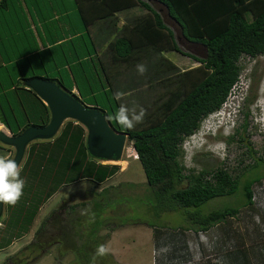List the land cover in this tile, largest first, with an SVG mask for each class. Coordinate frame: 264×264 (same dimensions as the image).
I'll return each instance as SVG.
<instances>
[{"label":"trees","instance_id":"obj_1","mask_svg":"<svg viewBox=\"0 0 264 264\" xmlns=\"http://www.w3.org/2000/svg\"><path fill=\"white\" fill-rule=\"evenodd\" d=\"M73 2L86 29L97 20L112 18L115 12L122 9L140 6L145 10L133 22L124 24L120 35L109 42V65L131 67L145 56H151V52L161 53L165 50L178 51L198 62L189 70L174 71L173 78L165 76V85L171 86L167 87L168 97L157 106L159 112L152 116L151 112L146 115L144 120L147 122L142 127L127 130L115 120H108L114 130L128 134V140L144 171L146 183L153 192L156 206L162 211L179 210L189 223L187 228L199 230L224 223L239 212L238 206L228 204L204 212L203 204L215 197L231 196L241 188L245 198L243 205L251 208L253 185L260 180L247 178L241 183L237 175L222 168H202L195 173L194 169L181 163L180 156L184 140L195 134L202 120L218 111L226 101L238 81L242 69L241 57L253 58L264 53V0ZM5 3L7 0H0V5L5 6ZM164 14L170 18V23ZM177 39L189 50L193 46L201 56L189 50L183 51ZM79 40H84L86 44L77 47L76 42ZM69 43L73 46V55L64 53L65 59L61 64L54 56L50 65L42 57L45 53L39 54L43 75L36 73L34 63L29 59L26 60L28 68L19 60L6 61L0 65V123L12 135L19 134L30 125L44 126L50 117L43 101L25 87L26 79L39 76L56 81L64 87L60 75L51 77L50 74L52 70H59L57 63L67 65L69 69H73V62L79 63L83 70L89 62L94 63L96 46L87 31L71 38ZM64 45L61 43L57 47L64 48ZM57 47L54 45V49ZM161 63L164 67L157 69V72L172 71L175 67L164 58ZM106 66H102V69L107 74L109 88L101 84L102 91L97 90L99 87L94 76L85 73L77 76L79 79L74 77L78 82V94H73L80 101L90 96L91 102L88 104L100 109L107 118L115 113L120 102L113 97L116 92L113 73ZM151 79L150 76L146 81ZM164 92L166 89L161 94ZM85 138V128L75 121L67 120L55 138L36 140L29 144L21 172V177L26 181L23 195L15 206L5 204L8 215L6 228L9 227L11 231L20 229L17 233L10 232L11 236L19 237V234L29 230L41 204L64 181L66 184L89 179L101 183L119 170L117 165L103 164L91 157L86 150ZM112 188L105 187L99 194H93L96 197L92 195L88 200L69 203L63 212L55 209L50 218L47 215L43 219L34 239L8 257L7 261L26 262L47 240L57 247L59 254L75 253L69 264H90L96 246L106 244L110 238V235L101 234L100 231L107 225L102 222L103 215L107 213V205L118 198V195L115 198L111 196ZM100 194L102 198L98 197ZM125 224H117V227ZM148 226L154 227L155 235L159 231L155 225ZM109 229L112 231L116 228L114 226ZM221 260V264H250V255L249 251L234 247L221 256ZM259 262L264 264V256L259 258ZM96 264L120 263L109 252L97 258Z\"/></svg>","mask_w":264,"mask_h":264},{"label":"rangeland","instance_id":"obj_2","mask_svg":"<svg viewBox=\"0 0 264 264\" xmlns=\"http://www.w3.org/2000/svg\"><path fill=\"white\" fill-rule=\"evenodd\" d=\"M69 10L73 13L75 7ZM127 11L129 10L124 12ZM73 15L77 16V13ZM164 17L168 23L171 22L167 14H164ZM75 20L77 23L80 22L78 19ZM169 25L173 27L172 24ZM93 30L95 37L96 31L94 28ZM110 31H113L112 26ZM114 35L112 32L111 37ZM107 36L106 32L101 39L98 37L96 44L98 56L93 58L94 63H89L87 73L94 76L99 87L97 90L102 91L101 84L104 88H109L107 74L102 66H109L108 71L113 73L115 91L119 90L126 94L123 102L130 107L133 103L142 106L146 109V115L151 112L150 116H152L159 112L157 106L168 97L167 87L171 88V86L165 85V76L173 78L174 71L189 70L198 65V62L191 57L175 50L151 52V56H145L131 67L109 65L107 45H102ZM177 42L183 51L189 50L180 43L179 39ZM189 52L201 56L193 46ZM163 58L175 65L172 71L157 72V69L164 67L161 63ZM64 59L65 57L58 63L61 64ZM58 63L59 70H54V75L51 74V77L60 75L64 87L69 90L73 87L77 89L78 82L70 74L67 65L62 66ZM141 63L147 67L143 75L136 70V65ZM240 63L242 69L238 81L232 87L226 101L218 111L202 120L195 134L184 140L180 161L187 168L194 169L195 173L202 168H222L232 175H237L241 183L247 178L260 180L253 185L251 208L243 205L245 198L240 188L236 194L215 197L202 206L204 212L224 204L238 206L239 212L236 216L229 217L224 223L215 224L207 230L187 228L189 223L179 210L162 211L156 206L153 192L146 183L136 152L127 139L120 160H99L103 164L117 165L119 170L114 175L101 183L89 179L66 184L64 181L55 194L41 204L28 232L19 234V237L11 236L10 232L17 233L20 229L11 231L9 227L6 228L7 222L4 216L8 218V215L3 212L0 218V221L4 220L0 223V264H7L8 257L34 239L37 228L47 215L50 218L57 207H60L58 209L61 212L66 209V201L62 202L63 197L67 198L68 204L77 203L88 200L93 194L97 195L103 188L110 186L113 187L110 189L111 196L115 198L118 195V198L111 200V204L107 205V213L102 219L107 225L100 233L110 235L108 247L114 253V257L124 264H221V256L234 247L249 251L250 264H260L259 258L264 256V154L261 150L264 140V104L260 97L264 56L258 55L253 58L242 56ZM35 71L39 74L44 73L41 68H36ZM150 76L152 79L146 81ZM164 89L166 92L161 94ZM82 101L89 105L90 96L84 97ZM145 122L147 121L143 120L135 128L142 127ZM244 124L245 128H243ZM5 127L2 128L0 125V129L8 132ZM61 127L53 138L59 134ZM28 146L20 163L22 166ZM248 146L252 151H249ZM5 148L12 157L13 147L5 146ZM98 197L102 198V194ZM77 213L80 214L81 211ZM124 223H126L124 226L117 227V224ZM148 224L155 225L159 229L156 235L154 227ZM114 226L116 229L111 231L109 228ZM49 243L47 240L44 241L43 246L28 257L27 261L25 260L26 264H69V261L75 257V253L59 254L57 247Z\"/></svg>","mask_w":264,"mask_h":264},{"label":"crops","instance_id":"obj_3","mask_svg":"<svg viewBox=\"0 0 264 264\" xmlns=\"http://www.w3.org/2000/svg\"><path fill=\"white\" fill-rule=\"evenodd\" d=\"M73 7H75L77 16L73 15L75 12L72 13L69 10L70 8L73 9ZM126 10L129 11L124 12ZM144 12L145 10L140 6L122 9L115 12L112 18L97 20L92 25H88L86 29L82 24L83 21L78 14L77 6L74 4L73 0H7L5 6L0 5V65L4 64L6 61L19 60L24 64L22 65L25 68H28L26 60L29 59L34 63L35 68L40 69L39 54L42 53H45V56L42 54L44 60L52 65L54 56L57 60H62L64 53L68 56L73 55V46H71L69 40L80 35L82 32L85 33V31L93 38L95 46L98 37L101 39L103 34L107 32L108 38L106 37L107 39L103 40L102 45L106 44L108 46L110 41L120 35L124 24L133 22L136 17ZM75 19H78L80 22L77 23ZM111 26L113 27V31L109 32ZM93 28L96 31L95 37ZM115 31L116 34L114 35ZM112 32L114 37H111ZM61 43L65 44L64 48L57 47ZM85 44L86 42L84 40L76 42V46L79 48ZM54 45H56L57 48L54 49ZM96 56H98L97 48L96 54L93 57L95 58ZM89 63L85 66L86 72L79 63L75 62L72 63L73 69H69L68 66L67 68L74 78L75 76L77 77L87 73ZM50 74L54 75V70H52ZM65 89L67 88L65 87ZM69 91L78 94V88L75 89L73 87L70 88ZM88 106L93 105L89 104ZM0 125L2 128L5 127L2 123H0ZM0 155L9 156V151H7L3 145H0ZM62 200L63 203L66 201V205L68 204L66 197H63ZM58 208L59 207H57V209ZM3 212L6 215L5 204ZM4 217L5 219L7 218V216ZM0 223H3V220L0 221ZM110 238L106 242L107 247L108 243H110ZM110 252L115 256L111 250ZM114 258L120 264H124L121 260L116 257Z\"/></svg>","mask_w":264,"mask_h":264},{"label":"water","instance_id":"obj_4","mask_svg":"<svg viewBox=\"0 0 264 264\" xmlns=\"http://www.w3.org/2000/svg\"><path fill=\"white\" fill-rule=\"evenodd\" d=\"M24 84L48 107L50 117L46 125H30L17 135L0 129V143L13 147L11 158L17 163H21L31 142L53 138L65 120H74L85 128V146L91 157L97 160H120L128 134L114 130L104 112L84 104L56 81L37 76L26 79ZM3 211L4 204L0 203V218Z\"/></svg>","mask_w":264,"mask_h":264},{"label":"clouds","instance_id":"obj_5","mask_svg":"<svg viewBox=\"0 0 264 264\" xmlns=\"http://www.w3.org/2000/svg\"><path fill=\"white\" fill-rule=\"evenodd\" d=\"M136 70L140 75H143L147 71V67L142 63L137 64ZM125 95L124 92L119 90L113 94L114 99L120 103L115 113L108 116L107 119L115 120L123 128L132 130L137 124L143 122L146 109L135 103L130 107L127 103L123 102ZM22 170L23 166L13 158L0 155V203L15 206L19 202L26 184V181L21 177ZM109 252L110 249L104 243L98 244L90 264H96L97 258L104 257Z\"/></svg>","mask_w":264,"mask_h":264},{"label":"flooded vegetation","instance_id":"obj_6","mask_svg":"<svg viewBox=\"0 0 264 264\" xmlns=\"http://www.w3.org/2000/svg\"><path fill=\"white\" fill-rule=\"evenodd\" d=\"M262 56H264V53L261 54ZM260 97L262 99V102L264 104V70L262 72V75H261V91H260ZM263 137H264V132H263ZM249 147V146H248ZM263 154H264V140H263V144H262V148H261ZM249 151H252L249 147ZM7 264H26V262H12V261H9L7 262Z\"/></svg>","mask_w":264,"mask_h":264},{"label":"built area","instance_id":"obj_7","mask_svg":"<svg viewBox=\"0 0 264 264\" xmlns=\"http://www.w3.org/2000/svg\"><path fill=\"white\" fill-rule=\"evenodd\" d=\"M136 157H137V155H136Z\"/></svg>","mask_w":264,"mask_h":264}]
</instances>
